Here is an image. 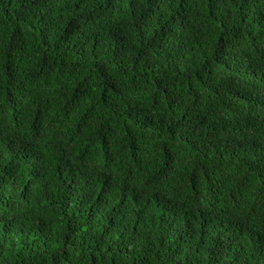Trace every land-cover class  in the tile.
I'll use <instances>...</instances> for the list:
<instances>
[{
	"label": "trees",
	"instance_id": "obj_1",
	"mask_svg": "<svg viewBox=\"0 0 264 264\" xmlns=\"http://www.w3.org/2000/svg\"><path fill=\"white\" fill-rule=\"evenodd\" d=\"M0 264H264V0H0Z\"/></svg>",
	"mask_w": 264,
	"mask_h": 264
}]
</instances>
